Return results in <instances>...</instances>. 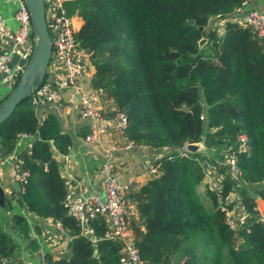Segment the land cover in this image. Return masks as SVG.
<instances>
[{"label": "trees", "instance_id": "obj_1", "mask_svg": "<svg viewBox=\"0 0 264 264\" xmlns=\"http://www.w3.org/2000/svg\"><path fill=\"white\" fill-rule=\"evenodd\" d=\"M243 1L65 2L67 14L82 21L74 37L91 67V86L126 115L129 140L156 147L158 174L134 195L143 229L132 228L144 264H264V224L255 208L256 198L264 200V49L234 21L223 22L220 36L207 25L229 17ZM200 39L205 40L201 47ZM32 106L28 95L0 123V143L36 134L30 157H22L29 174L21 200L33 214L58 219L71 235L68 256L52 263L120 264L118 243L102 239L92 246L78 235L63 202L65 183L55 159L68 152L70 137L54 114L38 119ZM240 135L246 150L238 153ZM188 143H200L213 158L218 152L212 148L235 153L240 181L219 167V191L204 187L201 202L196 191L201 153L167 158L163 152ZM235 189L246 213L236 245L217 203V195L224 199ZM9 220L33 251L37 244L28 235L27 219L12 213ZM92 223L99 236L102 219ZM16 247L0 226V264H12Z\"/></svg>", "mask_w": 264, "mask_h": 264}, {"label": "built area", "instance_id": "obj_2", "mask_svg": "<svg viewBox=\"0 0 264 264\" xmlns=\"http://www.w3.org/2000/svg\"><path fill=\"white\" fill-rule=\"evenodd\" d=\"M42 1L44 21L51 47L47 65L57 71V75L51 82H44L35 91L31 92L33 107L38 102H55L62 92L74 90L78 93L75 105L76 114L81 120L86 121L87 124L88 131L83 137L85 143H94L100 134L110 135L112 132H117L125 141V147H113V152L119 149H126L128 145L132 146L133 142L125 136V129L128 124L126 115L123 112L115 111L110 118V123H106L103 114L95 109L92 96L83 89L80 77L88 66V60L83 49L78 47L75 41L73 15L67 14L65 7V2L68 0ZM247 2L248 0H245L239 6L244 10H240L236 14L232 13L231 16L223 19L224 21L229 19L242 27H247L264 49V10L253 9L246 5ZM12 17L16 22V28L11 35L13 50L0 49V74L9 70V59L12 51L22 56H30L32 52L31 45H33L32 40L36 38L32 33L30 12L24 0H18V5ZM3 24L4 19L0 13V26ZM215 25H212V28L216 31L217 28L215 29V27L217 26ZM21 47H23V51L19 50ZM244 140L245 137L243 135H240L236 140L238 153L246 150ZM188 144L166 151L165 156L167 158L173 156L189 157L190 152L186 148ZM200 155L202 158L198 160V164L202 171L201 182L203 188L219 191L221 179L223 178V174L218 170L219 167H225L230 178L234 181H240L235 153L222 151L214 158L208 154ZM154 164L152 167L144 168L142 173L147 177H154L156 171L158 172ZM98 174L102 189L100 193H83V191L79 190L80 186L77 182V186H71L66 189L63 202L66 206L67 214L74 219L78 235L86 237L92 246H95L96 242L102 239L118 243L120 264H144L137 254V238L131 226L129 206L125 200V197L133 192L134 177L130 175L124 180H120L115 169V161L113 160H108L101 165ZM10 175L23 191L24 184L28 178V171L24 167H13L10 170ZM232 195L233 191L224 199L217 195V203L223 211L225 224L233 232L234 237L237 238V232L244 223L246 213L242 209L239 194L237 193L234 198ZM227 202L233 203L230 209L225 207ZM134 211L136 219H138L136 206ZM257 215V219L264 224V212L260 209ZM98 218L102 219L104 229L99 236H96L92 222ZM38 224L45 229H54L51 232L52 238L57 241L59 246L62 243L68 246L71 235L68 234L58 219L43 217L38 220ZM66 234L68 235L66 236ZM44 260L45 258H43ZM44 263L53 264L52 261Z\"/></svg>", "mask_w": 264, "mask_h": 264}, {"label": "crops", "instance_id": "obj_3", "mask_svg": "<svg viewBox=\"0 0 264 264\" xmlns=\"http://www.w3.org/2000/svg\"><path fill=\"white\" fill-rule=\"evenodd\" d=\"M18 5V0H0V13L3 16L4 24L0 26V49L13 50V43L11 35L16 28V22L12 17ZM247 6L264 10V0H248ZM239 9V10H238ZM244 10L237 8L233 14L238 11ZM230 14L229 16H231ZM218 22L215 29L217 35L222 34L223 21L221 17H217ZM72 22L76 30L82 23L81 19L73 15ZM35 39L32 40L31 51L33 49ZM23 51V47L19 49ZM18 51V52H20ZM14 51L11 52L10 59ZM9 59V61H10ZM21 60H18L19 62ZM21 69L17 66H12L6 73L0 74V104L5 100L16 84ZM91 67L85 68L80 82L83 89L92 96L93 104L96 110L101 112L104 116V121L110 123L112 114L116 111L117 106L111 98L105 96L99 89L91 86ZM46 78L44 82H51L57 75V71L53 70L51 66L47 65ZM78 93L74 90H66L61 93V96L51 103H36L33 107L35 115L41 119L47 113H52L59 121L61 131L66 132L70 137V146L68 152L59 156L56 155V164L61 178L64 180L65 189L79 184V190L83 193L102 191L99 182V169L108 160L115 161V169L118 173V178L124 180L128 176H133V192L125 197L129 206V213L131 216V226L136 225L143 229L139 217L136 219L134 195L137 190L151 177H147L142 173V170L148 166H153L155 161L159 158L155 152L156 147H150L139 142H133V145H128L126 149H119L112 151L113 147H125V141L117 132H112L110 135L100 134L94 143L87 144L84 142L83 137L87 133L86 121L81 120L77 114L75 105L77 103ZM36 134H28L18 136L10 141L0 143V187L3 189V204L0 205V221L2 222L1 228H4L17 244V247L10 257L12 264H45L44 262L53 261L59 256L66 257L69 254V248L65 243L60 246L57 241L51 236V229H45L38 224V220L43 217H51L47 215H35L29 211L25 203L21 200L22 189L19 184L14 181L10 175V170L13 167L23 168L22 157L26 155L30 157V146L35 139ZM200 144V143H199ZM214 151L222 152L224 149ZM201 154L211 153L199 145L197 150ZM158 174L156 171L155 176ZM70 177H69V176ZM72 178V179H71ZM202 182L197 185L201 189ZM200 194V193H199ZM200 197H204L203 192ZM207 202H205L206 204ZM255 207L258 211L264 209V200L260 198L255 199ZM4 211V212H3ZM264 212V211H263ZM20 214L28 221V235L35 239L37 247L32 251L28 243L20 247V238L15 229L12 227L9 217L11 214ZM3 230V229H2ZM68 234H66L67 236ZM25 240V239H24ZM49 256L50 259H47ZM43 258L45 260L43 261Z\"/></svg>", "mask_w": 264, "mask_h": 264}, {"label": "water", "instance_id": "obj_4", "mask_svg": "<svg viewBox=\"0 0 264 264\" xmlns=\"http://www.w3.org/2000/svg\"><path fill=\"white\" fill-rule=\"evenodd\" d=\"M24 1L30 12L31 29L36 40L30 56H22L16 52L11 56L9 69H11L12 66H17L21 71L15 86L0 104V123L11 115L19 102L37 89L45 75L50 57V38L44 21L43 1ZM203 41L204 39H201L199 42L202 43ZM18 60L21 61L17 62ZM186 148L192 153L196 151L199 146L197 144H188ZM3 199V190L0 187V205L3 204Z\"/></svg>", "mask_w": 264, "mask_h": 264}, {"label": "rangeland", "instance_id": "obj_5", "mask_svg": "<svg viewBox=\"0 0 264 264\" xmlns=\"http://www.w3.org/2000/svg\"><path fill=\"white\" fill-rule=\"evenodd\" d=\"M218 22V19H217V17L215 18V19H213V20H211V21H209L208 22V26L211 28L212 27V25L214 26V23H217ZM217 34V33H216ZM201 40V39H200ZM199 40V41H200ZM205 43V40L201 43V42H198V44H199V46L201 47L203 44ZM206 48V47H205ZM198 190L199 191H197V186H196V191H197V194H198V196H199V198H200V200H201V202L202 201H204L205 200V198L204 197H200V194L203 192V186H201V189L198 187ZM238 190L237 189H235V190H233V195H232V197L234 198L235 197V195L238 193L237 192ZM200 193V194H199ZM231 196V195H230ZM206 202V201H205ZM208 203H206V205H207ZM4 212V211H3ZM0 225H2V222L0 221ZM3 229V231H5L6 233H9V232H7L4 228H2ZM238 237L237 238H235L234 237V235H233V244L234 245H236V243L238 242ZM25 243V240L24 239H20L19 240V245H20V247L23 245Z\"/></svg>", "mask_w": 264, "mask_h": 264}, {"label": "clouds", "instance_id": "obj_6", "mask_svg": "<svg viewBox=\"0 0 264 264\" xmlns=\"http://www.w3.org/2000/svg\"><path fill=\"white\" fill-rule=\"evenodd\" d=\"M49 36V35H48ZM45 73H46V71H45ZM39 86V85H38ZM30 95V94H29ZM33 107V106H32ZM34 111V110H33ZM116 111H117V109H116ZM132 141V140H131ZM132 142H134V141H132ZM193 144V143H192ZM198 146H199V144L198 143H196ZM198 150V149H197ZM196 150V151H197ZM163 152H166V151H163ZM157 161V160H156ZM24 167V166H23ZM25 168V167H24ZM26 169V168H25ZM29 174V173H28ZM155 177V176H154ZM201 182V181H200Z\"/></svg>", "mask_w": 264, "mask_h": 264}, {"label": "bare ground", "instance_id": "obj_7", "mask_svg": "<svg viewBox=\"0 0 264 264\" xmlns=\"http://www.w3.org/2000/svg\"><path fill=\"white\" fill-rule=\"evenodd\" d=\"M263 211H264V209H263Z\"/></svg>", "mask_w": 264, "mask_h": 264}]
</instances>
